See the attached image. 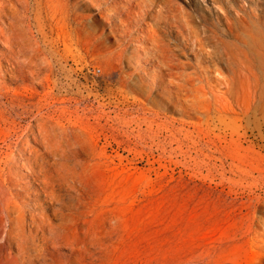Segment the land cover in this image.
<instances>
[{"label":"rangeland","instance_id":"374dc122","mask_svg":"<svg viewBox=\"0 0 264 264\" xmlns=\"http://www.w3.org/2000/svg\"><path fill=\"white\" fill-rule=\"evenodd\" d=\"M0 27V87L32 104L0 154L15 151L21 197L38 189L53 226L36 246L11 238L0 206L7 264H264V0H0ZM232 70L230 108L201 117L172 82L205 74L225 90L213 78ZM99 102L145 105L167 127L106 145L79 123Z\"/></svg>","mask_w":264,"mask_h":264},{"label":"bare ground","instance_id":"6f19581e","mask_svg":"<svg viewBox=\"0 0 264 264\" xmlns=\"http://www.w3.org/2000/svg\"><path fill=\"white\" fill-rule=\"evenodd\" d=\"M66 1H69V0H66ZM75 24H77V22ZM78 26H80V25L78 24ZM1 29L2 28L0 27V30ZM80 29L78 30V28H77L75 31L80 33L81 32ZM2 32H3V29H2ZM5 34H2V35H5ZM13 57H14V55H13ZM16 59H18V58H16ZM233 63H235V62L233 61ZM1 71H2V69H1ZM239 72H241V71H239ZM205 73H206V71H205ZM237 74L238 73L236 71H233V70L231 71V74L228 76H223L219 72V76L213 78L216 82H219L221 87L225 88V90H220V88H217V86L214 85L211 82L210 78L208 76H206L205 74H203L201 77H195L192 74L187 75L185 78L176 77V79L172 80V82H174L176 84V86L180 87L184 91V93H183L184 101L188 105L191 106V109L193 111V112H191V114L193 116H196V117H201L203 114L209 113V111L211 110V108L214 104L219 105L224 110L228 111V109L230 108V106L232 104V101H231L232 88H233L234 82L236 81L237 76H239ZM243 76L246 78V73H244ZM254 76H255V80L257 81L258 77H259L258 74L255 73ZM45 78H46V76H45ZM47 78H49V76ZM238 80L240 81V79H238ZM245 80H247V78ZM182 81L187 82L189 85L182 83ZM50 83H51V81H50ZM241 84H243V83H241ZM47 85H48V83H47ZM129 88L133 89L134 86L129 85ZM3 89H4L3 87H0V138L1 137L2 138H8V137L12 136L13 134L18 133V131L20 130V126L22 124L19 121V119H22L21 111L25 112V109L28 106L29 107L32 106V104L28 105L20 99L10 100V98H8L9 96H7L8 94L3 92ZM24 89H26V88H24ZM46 89L47 88H45L44 91H47ZM4 90H6V89H4ZM58 90H60V89L58 88ZM58 90L56 88V91H58ZM18 91H20V89ZM19 94L20 95L22 94L21 91ZM55 95H54V97H55ZM53 101L49 103L48 108L52 107L54 105V103H56ZM61 101H63V100H61ZM147 101H149L150 103H153V104H159L160 103L159 101H157V99H152V98L147 99ZM38 103H40V102H38ZM109 103H111V102H109ZM108 108H109V104H106V103L99 102L97 105H94L93 103L92 104L86 103V106L83 108V118H82V116L79 117V119H80L79 123L86 124L90 129L94 130L97 134H99L100 136H103L105 138L106 145H108L110 142H112L113 145L117 144V138L121 133L122 134L123 133L132 134V132H134V130L138 129V128L133 127V125H135L136 127L146 126L147 133H151L154 135L159 133L160 131H162L163 129H165L167 127L166 121L160 116V113H157L153 110H150L145 105H143V106L132 105L129 108L131 110L129 111L127 109L128 111H126V112H121L120 111L121 109L109 111ZM37 109H40V107H38ZM53 109H54V107H53ZM25 115H27V114H25ZM50 117H52V116H50ZM70 117L71 116H69L68 118H70ZM73 118H75V117H73ZM39 120H40V118H39ZM64 122H66V121H64ZM178 130L182 131V130H186V129L184 127H182V128H179ZM37 131H38V129H37ZM186 131H188V130H186ZM135 134H136V132L134 133V135ZM136 135H138V134H136ZM47 142H49V140ZM3 150L0 154V206H1V210H2L3 221H4L5 227H6V232H7L8 236H10L11 238L12 237L13 238H19V237L31 238L33 240L34 245L36 246V242H38V239L41 238V235L42 236L45 235L46 229H48V228L52 229L53 226L49 222V220L46 218V215L44 213L37 212V210H39V208H40V204L37 202V199H36V197H38V189L35 188L32 192V195L34 196V198L23 199L21 197L20 185L16 182V180L13 179V176L16 175L15 170H17L19 168V166H18L19 163H17L18 159L15 157V151L12 150L11 148H8V150H6V151H3ZM16 150H19V149L16 148ZM43 150L46 151L47 149L44 148ZM45 151L43 152V154L41 156L42 158L39 155V157L42 160L45 159L44 157H47V156H45ZM19 154L21 155V162L25 165H28L29 168L31 169L28 171L30 173V175L37 176L36 178H34L35 183H37L36 180L41 181V184L45 188V191L47 192L48 196L51 198L54 197L55 190H54V186L52 184L51 175H50L49 171L47 170V168H45V166H43V165H41V166L33 165L31 163L29 157H27V155L23 149H21L19 151ZM36 156H38V155H36ZM51 205H54V204L51 203ZM47 222H48V224H46ZM4 257H5L4 250L2 247H0V264H7L6 261L4 260ZM35 260H36V258H35Z\"/></svg>","mask_w":264,"mask_h":264}]
</instances>
